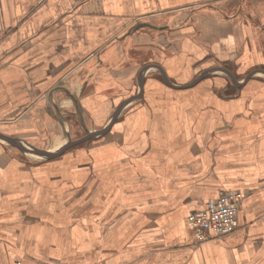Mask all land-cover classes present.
<instances>
[{"label":"crops","instance_id":"crops-1","mask_svg":"<svg viewBox=\"0 0 264 264\" xmlns=\"http://www.w3.org/2000/svg\"><path fill=\"white\" fill-rule=\"evenodd\" d=\"M257 70L264 0H0V134L55 152L119 109L53 159L0 141V264H264ZM221 191L237 228L196 243Z\"/></svg>","mask_w":264,"mask_h":264},{"label":"built area","instance_id":"built-area-1","mask_svg":"<svg viewBox=\"0 0 264 264\" xmlns=\"http://www.w3.org/2000/svg\"><path fill=\"white\" fill-rule=\"evenodd\" d=\"M242 198L243 194L239 191H221L214 199L204 202L198 211L189 214L187 221L195 235V242L224 238L233 233L237 228L236 217Z\"/></svg>","mask_w":264,"mask_h":264},{"label":"water","instance_id":"water-1","mask_svg":"<svg viewBox=\"0 0 264 264\" xmlns=\"http://www.w3.org/2000/svg\"><path fill=\"white\" fill-rule=\"evenodd\" d=\"M217 71L225 73L231 79V81L235 82V79H234L233 75L228 70H226L224 68H217V69H212L210 71H207L206 73H203V74L199 75L197 77V79L191 84L194 85L200 79L204 78L209 72H217ZM256 73H260V74L264 75V71L263 70H257L255 72L247 75L244 78V81H247L248 79H250ZM163 78H164V82L169 84V81L164 76H163ZM240 85L238 84L237 86H240ZM133 99H135V98H132V99L127 100V101H124L120 105V107H123L124 105H126V103L130 102ZM118 110L113 114V116L111 117L109 123L106 125V127L104 129H102V130H100L98 132H95V133H89L84 138H82L80 140L68 141L62 148H60L58 151H55V152H49V151H45V150L34 148V147L30 146V145L25 144L23 141H20V140H18L16 138L9 137V136L3 135V134H0V141L6 143L10 147H13V148L17 149L22 154L35 155V156H37L39 158H42V159H53V158L58 157L59 155H61L62 153H64L68 149H70L71 147H73V146H75V145H77V144H79V143H81L83 141H86V140H88L90 138H94L96 136L105 134L108 131L110 124L113 123L114 120L116 119V117L118 115V112H119Z\"/></svg>","mask_w":264,"mask_h":264},{"label":"bare ground","instance_id":"bare-ground-1","mask_svg":"<svg viewBox=\"0 0 264 264\" xmlns=\"http://www.w3.org/2000/svg\"><path fill=\"white\" fill-rule=\"evenodd\" d=\"M56 105V104H55ZM27 155H29V154H27ZM30 157H34V158H36V159H38L39 157H37V156H35V155H29Z\"/></svg>","mask_w":264,"mask_h":264},{"label":"rangeland","instance_id":"rangeland-1","mask_svg":"<svg viewBox=\"0 0 264 264\" xmlns=\"http://www.w3.org/2000/svg\"><path fill=\"white\" fill-rule=\"evenodd\" d=\"M11 149H12V148H11ZM14 149H15V148H14ZM16 150H17V149H16ZM16 150H15V151H16ZM17 153H18V152H17ZM21 154H22V153H21ZM239 192H240V191H239ZM240 193H242V192H240Z\"/></svg>","mask_w":264,"mask_h":264}]
</instances>
